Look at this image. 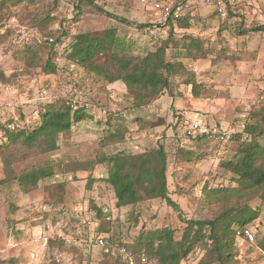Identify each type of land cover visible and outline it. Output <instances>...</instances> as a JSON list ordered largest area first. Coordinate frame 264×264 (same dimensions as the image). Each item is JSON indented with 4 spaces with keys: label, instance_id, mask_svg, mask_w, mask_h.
<instances>
[{
    "label": "rangeland",
    "instance_id": "rangeland-1",
    "mask_svg": "<svg viewBox=\"0 0 264 264\" xmlns=\"http://www.w3.org/2000/svg\"><path fill=\"white\" fill-rule=\"evenodd\" d=\"M72 1L20 0L12 4L0 0V123L31 128L39 120L38 107L57 98L82 103L90 114L70 134L61 136L56 150L16 161L13 169L19 173L29 164L57 162L61 157L90 159L102 151L138 152L161 142L167 153L168 194L181 210L174 211L161 199L116 207L112 187L98 180L85 189L87 174L81 171L56 173L26 193L13 183L9 188L0 187V264H111L101 248L89 241L96 220L90 202L109 211L114 237L126 242L141 230L164 226L176 229L178 238L185 226L183 219L213 217L218 208L204 201L202 187L234 184L220 163L235 158L238 140L231 136L223 141L186 137L178 115L231 133L241 131L249 113L264 105V32L239 34L235 29L236 25L243 30L262 23L264 0H226L232 9L228 18L233 22L226 20L227 28L221 32L225 0H94L128 23L86 3L76 14ZM156 1L173 6L183 3L181 14L188 16V27H180L177 20L168 24L153 7ZM139 24L147 26L138 28ZM108 27H115L118 41L134 53L153 50L167 39V56L177 54L183 69L195 74L200 83L198 94L175 79L171 93L165 90L149 105L133 108L122 82L106 83L95 75H85L62 55L55 58L61 69L54 74L42 71L50 39L62 30L66 34L53 42L60 52L70 35ZM184 33L200 38L206 48L185 52L181 46ZM114 122L127 129L125 139L102 148L100 140ZM259 142L264 145V135ZM105 171V164L98 165L93 175L100 177ZM3 176L0 161V179ZM249 204L258 210L251 223L256 238L253 243L237 241L235 262L264 264L258 244L264 239V199L253 198ZM203 251L195 249L181 264H195Z\"/></svg>",
    "mask_w": 264,
    "mask_h": 264
},
{
    "label": "trees",
    "instance_id": "trees-1",
    "mask_svg": "<svg viewBox=\"0 0 264 264\" xmlns=\"http://www.w3.org/2000/svg\"><path fill=\"white\" fill-rule=\"evenodd\" d=\"M1 1L16 4L20 0ZM72 2L76 14H80V5L86 3L102 14L128 23L127 19L107 12L94 0ZM228 4L225 0V14L220 17L219 32L227 28L226 20L233 22L228 18L232 15V9ZM215 13L219 14L217 11ZM182 15L174 16L170 11L165 20L168 24L177 20L180 27L187 28L188 16ZM60 24H63L62 20ZM145 26L147 24L137 25L138 28ZM235 29L239 34L248 31L264 32V20L254 27L241 30L236 25ZM65 34L66 32L62 30L55 39H50V49L42 65L44 73L54 74L61 69L55 58L62 55L70 65L85 75H95L106 83L122 82L131 98L133 108L149 105L165 90L171 93V86L176 83L175 79L190 86L192 94H198L200 83L196 81L195 74L183 69L177 54L167 56V39L162 40L153 50L134 53L118 41L116 28L108 27L100 32L72 34L62 51H57L53 42ZM181 46L185 52L193 48L197 50L206 48L203 47L200 38L193 37L190 33L182 35ZM37 115L39 120L31 128L13 124L14 128L11 129L6 122L0 123L2 132L0 161L4 173L0 179V187L9 188L11 184L16 183L19 190L26 193L36 189L41 181L51 178L56 173L75 174L83 171L87 173L84 188L91 189L94 182L104 181L113 189L116 207L161 199L174 211L180 212L179 205L168 194L167 153L161 142L155 148L138 152L119 149L111 153L102 151L85 160L77 157H61L57 162L45 160L29 164L17 173L12 167L14 162L30 155L53 152L59 147L62 135L70 134L77 123L90 118L82 103L72 102L67 98H57L40 105ZM182 119V115H178L179 122ZM110 126H112L110 131L100 140V144L104 145L102 148L111 144L118 145L125 139L127 129L123 123L114 122ZM242 133L248 136L244 140H241ZM263 135L264 105L253 109L242 124L241 131H235L231 135L230 138L238 140L235 158L220 163L221 167L230 172L234 184L202 187L204 201L218 208L213 217L183 219L185 226L178 238L175 236L176 229L164 226L141 230L132 241L126 242L114 237L109 211L90 202L89 206L95 210L96 220L91 224L89 241L95 245L94 236L103 237L104 244L98 247L111 264H127L120 256V245H125L136 255L144 252L158 264H181L195 249L204 250L203 256L195 264H236L237 241L248 242L245 238L237 236L236 230L251 226L258 216V210L252 208L249 202L256 197L264 199V145L259 142ZM190 138L199 141L211 139L198 135ZM104 164L105 174L95 177L93 172L96 167ZM258 244L264 253V239H260Z\"/></svg>",
    "mask_w": 264,
    "mask_h": 264
},
{
    "label": "built area",
    "instance_id": "built-area-1",
    "mask_svg": "<svg viewBox=\"0 0 264 264\" xmlns=\"http://www.w3.org/2000/svg\"><path fill=\"white\" fill-rule=\"evenodd\" d=\"M153 7L159 10L160 13H162L164 19H167V15L170 11L173 12L174 16L181 15L183 9V5L181 3H178L173 6L171 3H167L164 1L154 2ZM180 126L182 133L186 137L198 135V136H205L207 138H211L215 141H223L224 139L228 138L234 133V132L228 133L227 131L220 129L217 126H209L206 123H203L201 120L192 118L190 116H183ZM8 127L13 129L14 125H8ZM247 137H248L247 134L245 133L241 134V140H244ZM236 235L245 238L248 242H254L256 238V235L253 231V227L250 225L242 228H238L236 230ZM94 243L96 246L103 245L104 244L103 237L100 235L94 236ZM119 253L121 258L127 264H158L156 260H152L148 258V256L144 252H141L136 255L125 245L119 246Z\"/></svg>",
    "mask_w": 264,
    "mask_h": 264
},
{
    "label": "crops",
    "instance_id": "crops-1",
    "mask_svg": "<svg viewBox=\"0 0 264 264\" xmlns=\"http://www.w3.org/2000/svg\"><path fill=\"white\" fill-rule=\"evenodd\" d=\"M80 173H86V172L81 171ZM86 174H87V173H86Z\"/></svg>",
    "mask_w": 264,
    "mask_h": 264
}]
</instances>
